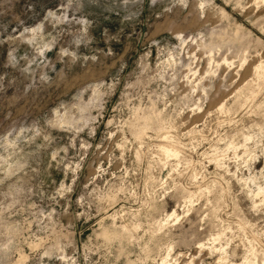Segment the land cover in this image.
I'll return each instance as SVG.
<instances>
[{
  "label": "rangeland",
  "instance_id": "rangeland-1",
  "mask_svg": "<svg viewBox=\"0 0 264 264\" xmlns=\"http://www.w3.org/2000/svg\"><path fill=\"white\" fill-rule=\"evenodd\" d=\"M263 190L264 0H0V264H264Z\"/></svg>",
  "mask_w": 264,
  "mask_h": 264
},
{
  "label": "bare ground",
  "instance_id": "bare-ground-1",
  "mask_svg": "<svg viewBox=\"0 0 264 264\" xmlns=\"http://www.w3.org/2000/svg\"><path fill=\"white\" fill-rule=\"evenodd\" d=\"M211 60H212V58H211ZM225 62L228 63V61H227L226 59H225ZM169 150H170V149H169ZM172 152H173V151H172ZM260 189H261V188H260ZM263 192H264V190H263ZM174 215H175V216L177 215L176 212H174V213L172 214V216H174ZM170 218H171V215H170ZM166 260H167V259H165V261H166ZM163 261H164V260H163ZM165 261H164V262H165Z\"/></svg>",
  "mask_w": 264,
  "mask_h": 264
}]
</instances>
